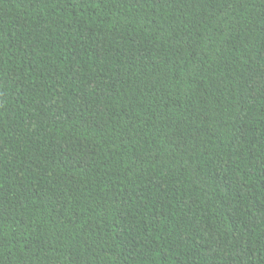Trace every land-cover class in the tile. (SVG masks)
<instances>
[{
  "label": "trees",
  "instance_id": "16d2710c",
  "mask_svg": "<svg viewBox=\"0 0 264 264\" xmlns=\"http://www.w3.org/2000/svg\"><path fill=\"white\" fill-rule=\"evenodd\" d=\"M0 264H264V0H0Z\"/></svg>",
  "mask_w": 264,
  "mask_h": 264
}]
</instances>
